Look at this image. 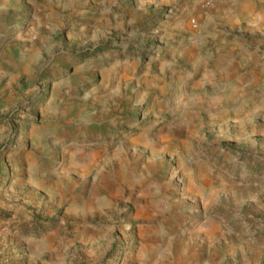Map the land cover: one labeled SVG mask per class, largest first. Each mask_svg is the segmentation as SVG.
Returning <instances> with one entry per match:
<instances>
[{"label":"rangeland","instance_id":"1","mask_svg":"<svg viewBox=\"0 0 264 264\" xmlns=\"http://www.w3.org/2000/svg\"><path fill=\"white\" fill-rule=\"evenodd\" d=\"M228 9L0 0V264H264V0Z\"/></svg>","mask_w":264,"mask_h":264},{"label":"crops","instance_id":"2","mask_svg":"<svg viewBox=\"0 0 264 264\" xmlns=\"http://www.w3.org/2000/svg\"><path fill=\"white\" fill-rule=\"evenodd\" d=\"M258 1H261V0H229V9L227 10V13L225 12L226 16L232 17L238 13L244 12L245 21L250 22L253 18L251 16V12H250L251 10L250 9L252 6H255V4ZM256 12L258 14L262 15V14H264V9H262V10L257 9ZM252 15H254V13H252ZM258 17H260V16L258 15ZM254 24H256V23L254 22ZM232 55H233L232 51H226V53L224 55L218 56V59L223 62V65H222L223 72L228 77H231V76H229V74H235L236 73V71L234 70V67H232L230 65V61H229V58L232 57ZM225 56H227V57L225 58Z\"/></svg>","mask_w":264,"mask_h":264},{"label":"built area","instance_id":"3","mask_svg":"<svg viewBox=\"0 0 264 264\" xmlns=\"http://www.w3.org/2000/svg\"><path fill=\"white\" fill-rule=\"evenodd\" d=\"M218 1L219 0H200L201 5L206 9L212 8Z\"/></svg>","mask_w":264,"mask_h":264}]
</instances>
